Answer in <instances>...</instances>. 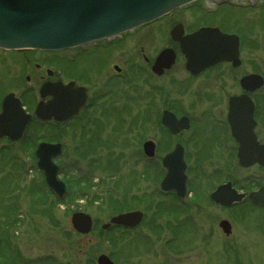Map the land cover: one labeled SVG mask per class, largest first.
Instances as JSON below:
<instances>
[{"label": "rangeland", "instance_id": "1", "mask_svg": "<svg viewBox=\"0 0 264 264\" xmlns=\"http://www.w3.org/2000/svg\"><path fill=\"white\" fill-rule=\"evenodd\" d=\"M176 22L183 32L216 26L237 34L241 64L237 71L243 75L257 73L264 80L261 0H196L110 39L117 42L109 57H85L77 65L68 64L67 72L59 69L58 59L73 57L78 49H0V99L12 92L28 113L39 99V84L48 79L45 68L63 82L88 81L89 89L100 94L99 104L72 124L52 126L32 121L21 140L0 138V264H96L100 254L116 264H264V233L256 230L253 222L233 219L234 229L225 237L217 220L230 217L228 212L202 200L189 210V198L173 201L172 195L159 189L165 174L161 155L177 141L161 127L163 109L212 120L208 108L212 107L216 116L221 102L219 97L208 102L203 96L205 89L234 92L237 88L233 75L224 68L200 78H187L182 58L161 76L150 72L152 59L164 47L175 48L181 56L169 36ZM113 64L121 67L120 75L113 72ZM106 76L110 79L108 87L104 84ZM260 89L264 91V83ZM88 116L94 120L86 124ZM148 139L156 144V156L150 159L140 151ZM41 140L63 146L54 159L66 187L61 199L50 192L36 166L34 150ZM190 146L185 144L188 173L192 164L202 162L206 170L228 167L232 178L254 175L259 183L264 180L263 170H240L235 159L195 162ZM212 184L206 182L204 185H210L206 190ZM131 210L143 213V222L136 229L99 228L111 216ZM78 211L92 219L91 230L83 235L70 225L71 214ZM250 214L258 217L256 224L261 220L264 226V209H252ZM173 223L174 233L170 230Z\"/></svg>", "mask_w": 264, "mask_h": 264}, {"label": "water", "instance_id": "2", "mask_svg": "<svg viewBox=\"0 0 264 264\" xmlns=\"http://www.w3.org/2000/svg\"><path fill=\"white\" fill-rule=\"evenodd\" d=\"M193 0H0V48L7 49H45L57 50L118 35L142 24L153 21L160 16L185 5ZM264 1V0H263ZM181 24L174 26L170 35L179 42L180 50L186 59V68L193 73L208 65L222 60H234L238 64V39L235 35L221 33L217 28H199L192 34L182 36ZM20 52V51H19ZM174 53L169 49L162 50L152 66L155 73L160 74L163 68L173 63ZM244 89L257 88L262 84L258 75H247L240 80ZM41 97L50 95V100L36 105L34 115L37 119L48 120L52 117L61 122L75 115L85 101L84 89L73 87L72 83H44L39 87ZM243 97L236 98L241 99ZM0 105V137L9 140H21L26 125L31 116L21 109L18 98L12 93L1 99ZM231 105L236 111L247 113L250 110L245 103ZM237 121L238 119H232ZM187 118L176 119L174 114L164 111L161 122L171 133L185 128ZM254 146V144H253ZM245 148L242 149V151ZM61 150L60 144L40 142L35 150L36 166L42 172L49 190L59 199L65 196L64 183L58 179V167L53 162ZM144 154L152 157L154 143L146 141L143 144ZM257 158H249L243 151L239 154V163L248 166L252 163L264 165V146L258 147ZM166 174L160 182L164 191H173L178 197L185 194V163L182 159V147L176 145L170 153L162 158ZM212 198L222 204L237 201L240 196L229 193L226 186L218 188ZM255 202L264 204V187L250 195ZM140 211H131L113 216L101 228L115 226L133 227L141 220ZM72 227L86 234L91 229L90 216L75 212L71 215ZM227 221H221L225 226ZM97 264H113L109 258L100 254Z\"/></svg>", "mask_w": 264, "mask_h": 264}, {"label": "flooded vegetation", "instance_id": "3", "mask_svg": "<svg viewBox=\"0 0 264 264\" xmlns=\"http://www.w3.org/2000/svg\"><path fill=\"white\" fill-rule=\"evenodd\" d=\"M221 3H224V2H220L219 4ZM178 23L179 22H176V24ZM199 27L200 26H198L197 28ZM197 28H194L189 31H184V34L190 33L196 30ZM116 42L117 40L110 41L109 39V40L98 41V43L94 42L88 45L76 47L74 49H78L79 52L74 54L73 57H63V58L58 59L59 69L64 72H67L70 68L68 64L77 65V62H80L83 60V58L88 57V56L90 57L91 55L95 56L96 57L95 59L97 60L101 58L103 55L109 57L113 49L112 47H114L113 45ZM176 44H177L178 51L180 53L178 43ZM88 47H91L88 50L89 52H87L86 50V48L88 49ZM96 49H99V50L96 51ZM173 50L175 52V58H174V63H173L174 67L176 66L177 60L179 58H182L183 69L187 73L186 74L187 78H190L191 80L194 78H200L202 76L209 75L215 71H218L224 68L229 71L231 77L233 75L232 77L233 81L237 86L234 92H227V90L225 89L223 90L222 89H218V90L217 89H214V90L205 89L206 92H203L204 93L203 96L207 97L208 102H214L215 97H219V101L221 102L220 110L218 111V114L216 116L212 115L213 109L212 107L209 106L208 113L209 115L211 113L210 116L212 120H209V116L204 117V119H200L203 117L201 116L199 118L194 115L186 114V113L177 115L174 112V115L177 118H180L182 116H185L187 118L186 128L180 131H177L176 133H174V135L170 134L169 130H167L162 125L161 120H159L161 127L165 130V132L177 138V141L174 142V145H178V144L181 145L182 152H183V160L184 161L186 160L187 150L185 148V144H187L188 142L191 144L190 146L191 156L195 162L196 161H209L210 162L212 160H218V161L227 160L228 161V160L235 159L237 165L240 167V170L245 171L247 169L249 170L250 168L255 167L257 169L264 171V165H261L258 163H253L248 166H242L239 163V154L243 155V151H245L246 154H248L249 158H257L258 153H257V150L255 152V149H258V147L260 146H264V137H263L264 135V91L260 88H256V89L253 88L252 90L242 88V86L240 85V79L243 78V74H241V71H237L239 70V68H241L240 62L237 65H234L232 61H223V62L221 61L219 63L212 64L204 68L203 70L201 69V71H199L196 74H191L185 68V62H184L182 55L178 56L177 50L175 48ZM154 59L155 57L152 59V61H154ZM152 61L150 65V70H151L150 72H152V64H153ZM99 66H102V65H99ZM35 68L39 70L40 65L36 64ZM94 68H98V66L95 65ZM170 68L171 67L167 69H163L160 74H156L154 72L152 73L156 76H161L164 73V71H167ZM112 69H113V72H115L117 75L118 74L120 75V72H121L120 66L113 64ZM91 70H93L92 72H96V69H91ZM44 72L46 74V77H48V79L43 80L39 84V86L42 83L47 82V81L49 82L60 81L63 84H67L68 82H73L74 86L85 88L86 100H85L84 106L79 110L77 115L73 116L71 119L64 121L62 123H55L52 120H48V121L43 122L42 124H48L52 126L54 125L65 126L69 123L72 124L74 121L79 120L80 118H83L84 114L90 107L95 108L99 104L98 100L100 98V94L98 93L95 94V91H91L89 89L88 85L85 84L88 81L84 83L80 82L81 84H77L76 81H74L73 79H68L63 82L59 79L54 78V72L52 70L45 68ZM236 74H238V76ZM26 79L28 80V77ZM109 81L110 79L106 76V80L104 82L105 86L107 87L109 86L108 85ZM107 92L110 93V91H107ZM37 94H38V90H37ZM241 96L243 97L245 96V99L239 100L240 101L239 103H245V107L250 110L251 120L246 119L248 111L246 113L242 110L241 111L237 110L235 114L231 113L232 111L230 109V100L233 98L241 97ZM39 99H37V101L34 102V106L39 101ZM47 99H49L48 96L43 97V101H46ZM239 103H238V107L240 105ZM165 110L173 113L171 110L163 109V111ZM100 111L102 112V115H103V112H104L103 107L100 108ZM91 118L92 117L90 116L87 117L86 124H89L88 123L89 121H91V123L93 122L94 119L91 120ZM232 119H238V120L233 121ZM185 138H186V141H185ZM52 143H56V142H52ZM143 143L144 142H142L141 144L140 151L142 152L144 156L145 154L143 153V149H142ZM153 143L155 146H154V156L152 158L156 156V144L155 142ZM172 148H170L165 153H163L161 157L165 155L167 152H169ZM243 148L245 149L242 151ZM190 158L189 160H191ZM192 166L193 168L188 173L189 168L186 164L185 172H186V177H187V180H186L187 183H186V194L184 197L178 198L174 194V192H167V193L164 192V193L168 195H172L173 201L174 199L178 201H183L184 199L189 198L188 200L189 210L196 207V205L201 202L199 200H202V202L210 203L212 207L217 208L218 210H222L224 213L228 212L231 218L225 217V218H221L217 220V227L219 231L225 237L230 236V234L233 231L232 229H234L233 224H232L233 219L240 220V221L250 220V222H253L254 228H256V230L260 229L261 232L264 233V226H262V221L260 220L261 223L256 224V222L258 223V220H259L258 217H253L250 214L252 209H255V210L264 209V204L255 202L253 199L250 198V195L252 193L257 192L258 189L264 187V180L259 183L257 176H254V175H247V176H242V175L237 176L236 175L235 177L232 178V176L228 172L229 168L228 167L226 168V166H223V165L221 168L217 170L216 169H211V170L203 169L202 162L201 164L196 162V164H192ZM189 174H190V177H189ZM223 177H226V179L222 181L220 178H223ZM206 182L213 183L212 186L207 190H206V187L208 185L207 186L204 185ZM222 185H225L227 187L226 190L230 194L234 193V195H237V196L239 195L240 198L237 201H233L232 203L228 205H223V204H220L219 202L216 203V201L212 199V193L215 190H218V188ZM249 208H251V210ZM248 209H249V213L246 212L248 211ZM172 210H174V208ZM172 221L174 222V220ZM221 221H227L226 222L227 224L223 226L221 225ZM142 222L143 220L140 221L138 226L136 225L135 227H131V228L127 227L125 228V230L131 231L133 229H136L137 227H139V225H141ZM170 230L174 233V223L172 224V226H170ZM110 259L112 260V258Z\"/></svg>", "mask_w": 264, "mask_h": 264}]
</instances>
